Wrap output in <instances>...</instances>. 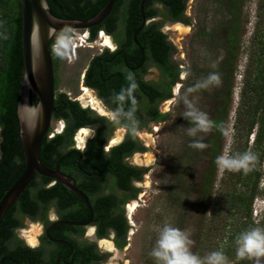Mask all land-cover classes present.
Returning <instances> with one entry per match:
<instances>
[{
  "label": "trees",
  "instance_id": "1",
  "mask_svg": "<svg viewBox=\"0 0 264 264\" xmlns=\"http://www.w3.org/2000/svg\"><path fill=\"white\" fill-rule=\"evenodd\" d=\"M108 1L47 0V3L49 12L57 18L86 21L96 16ZM220 1L218 2L220 3ZM246 1L249 0H229L227 5V9L231 15L232 28L229 31V36L225 41L223 49L228 53V56L223 61L220 69L217 70L227 92L217 96V104L212 114L213 118L211 121L213 124L211 127L214 137L210 139L211 143H213V147L210 148L209 152L211 160L204 174V196L208 194L213 185L216 167L215 161L219 156L220 147H222L220 134L224 133L228 124L232 95L231 82L237 67L236 62L239 52L236 32L238 33L240 29L241 7ZM140 2L141 0H117L107 18L99 26L89 30L92 40L96 39L97 33L101 30L113 35L118 43V50L122 51L120 55H118L119 52L109 53L105 51L102 55L95 57L94 61L90 63L86 76L87 85L92 86L94 82V87L99 88L100 94L109 99V101L114 89L115 95L129 86L126 80L127 64H125L126 62L122 58L123 51L129 53L128 55L132 53L136 62L138 60L140 63L142 60L141 52L143 50L146 53V57L152 61L151 63L160 68L161 73L167 82H169V86L173 87L179 80L181 69H179L177 63L170 60L175 49L168 43L166 34L161 31L163 22L154 21L153 19L155 17H162L168 21L179 22L186 26L189 25L188 19L185 16L187 0H148L144 5L146 24L136 36L139 45L137 46L134 44L132 36L141 26ZM240 2L241 5L239 6ZM157 6H160V9ZM257 6L258 22L255 32L256 41L254 42L255 58L249 60V67L245 71L242 98L237 109L234 125L237 137L245 140V146L238 154L251 152L256 156V160L250 165V170L246 173L243 170L238 171L237 174H233L231 171L227 172L230 176L236 178L237 184L242 183L244 186V190L239 192L234 188L230 189V211L234 212L233 216L239 212H243L246 219H251L252 204L258 195L257 187L263 174L261 164L264 160V0H258ZM258 26L260 27L259 29ZM196 35L201 37L208 34L202 30H198ZM69 36L70 31H62L51 42L55 91L58 86L57 69L59 55L54 51L53 47L58 44H66ZM133 64L136 63L133 61L130 67H133ZM93 67L94 74H92ZM22 69L21 6L18 0H0V201L5 193L21 177L25 169L17 116ZM225 73L226 75L224 76ZM194 85L197 86L196 83ZM143 88L145 89L147 100L154 101L156 98L158 100H166L169 98L170 91L160 94L149 84ZM35 102L37 103V99ZM53 108L52 120H64L65 128L62 133L56 134L51 138L49 137L52 131L50 128V131L44 137L40 149V162L42 166L52 170L55 168L56 163L59 162V169L61 170H66L67 166L78 170L77 163L81 162L79 158L83 155V166L86 171L92 173L94 163L103 166L104 161H111L110 157H112L115 163L112 174L117 177L114 183L120 189H130V197H135L139 190L133 187L131 183L133 180L142 181V174L147 170L141 173L138 168L122 165L120 160L122 155H130L136 151L134 144L130 142L128 148L125 149L126 144L113 148L110 157L105 159V156L109 155H105L102 152L105 134L103 130H100L89 141L87 149L83 153L72 152L69 147L72 144V138L76 130L94 124L96 119L92 118L88 110L82 109L77 102L70 100L65 93L55 95ZM150 108L152 112H157L155 107L151 106ZM156 117L162 120L167 118L168 114H156ZM184 121L188 122L185 119ZM101 122L100 124H102ZM255 127H257V131L254 146L251 150L247 151V140ZM115 160H118V162ZM122 174L125 177L124 180ZM50 181V179L36 175L32 183L0 220V261L2 264H13V260H18V264H26V257L31 254L35 260H39V251L36 252L24 247L17 239L14 230L22 227V221L20 218L17 219L15 213L31 214L34 216L40 213V209H45L53 201L56 202L59 208H62L67 200H73V204H78L81 209H79L78 213H69L67 218L73 220H85L88 218L89 212L80 198L58 183L47 189L45 186ZM100 187L101 185L98 189ZM79 188L89 195L95 209L97 207L100 208V204L104 205V211L95 210L99 237H106L107 230L113 228L116 231V235L124 240L127 229L124 219L121 215H109L108 211L114 205L115 197H99L94 202V196H92L95 191L94 185L88 186L86 183H81ZM118 245L119 247H123L124 243ZM97 258L101 259L103 257ZM245 260H240L239 264H244ZM148 264H156L155 258L149 260Z\"/></svg>",
  "mask_w": 264,
  "mask_h": 264
},
{
  "label": "rangeland",
  "instance_id": "2",
  "mask_svg": "<svg viewBox=\"0 0 264 264\" xmlns=\"http://www.w3.org/2000/svg\"><path fill=\"white\" fill-rule=\"evenodd\" d=\"M218 1L188 0L185 13L189 23L187 26L172 24L162 17L157 19L163 22L162 31L175 46L173 59L181 69L180 82L174 90L176 97L162 104L160 108L168 117L161 125L153 124L146 132H137L143 139L146 152L135 155L131 162L147 169V172L138 184L141 194L135 202L129 203H135L137 207L132 214H128L133 228L126 240L127 245L120 251L114 248L112 242L106 240L111 243L112 250L105 264H148L154 258L151 252L156 247L160 231L165 225L183 232L190 241L189 251L199 257L203 258L220 250L225 256L228 254V264H237L240 260L236 256L238 235L254 227L264 228V160L261 164L263 174L257 187L258 195L252 204L251 219H246L243 212L233 216L234 212L230 211L229 191L233 188L238 192L243 191L244 186L242 183L237 184L236 178L227 173L228 170L221 172L216 165L213 185L207 196H204V174L211 160L209 152L213 147L210 141L214 137L213 129L210 127L206 132L189 136L188 129L193 125L188 120L184 121V113L189 110V105L206 113L211 120L217 96L227 92L220 77L218 84H211L206 88L194 85L206 81L210 74H218L217 70L228 56L223 48L232 28L231 15L227 9L229 0H221L220 3ZM257 1H246L241 7L240 29L236 32L239 44L237 67L231 82L228 124L224 133L220 134L222 147L219 156H237L245 146V140L237 137L234 125L242 98L245 71L249 67V60L255 58ZM157 7L160 9V6ZM198 30L208 35L199 37L196 35ZM71 32L75 39L86 33ZM100 37L101 35L92 43V47L80 51L75 49V45L72 46V52L62 45L53 47L59 55L58 93H65L70 98L75 97L82 101L86 97L94 101L90 92H86V95L81 91V81L90 57L105 48L100 45ZM82 45L91 46L86 42ZM155 72L151 73V78L157 77ZM61 124L60 121H53L50 138L55 132L61 131ZM256 131L257 127L248 137L247 151L254 146ZM123 134L119 131L114 138L120 140ZM193 142H201L205 147L194 148ZM237 172L231 171L233 174ZM23 231L33 238L40 234L41 227L38 223L26 221ZM103 246L105 245H102L104 250ZM259 264H264V258L259 260Z\"/></svg>",
  "mask_w": 264,
  "mask_h": 264
},
{
  "label": "flooded vegetation",
  "instance_id": "3",
  "mask_svg": "<svg viewBox=\"0 0 264 264\" xmlns=\"http://www.w3.org/2000/svg\"><path fill=\"white\" fill-rule=\"evenodd\" d=\"M158 18L155 17V19L153 20L158 21L157 20ZM172 24H181V23L172 22ZM161 31H162V27H161ZM85 32L86 33L83 34L81 38L77 37L75 39L74 34H72V32L70 31V36L67 40V43L58 44V45H62L66 47L68 51H71V52H72V46L75 45L76 46L75 49H78L80 51V50L85 49L86 47H92V43L97 38H99V35L108 36L111 39L113 45L114 44L115 45L113 49L110 47L108 48L105 47L103 50L100 51V53L93 54L90 57L86 65V68L84 70L82 81H81L82 82L81 91L84 94L86 92H90L93 96V99L98 102L99 106H101L99 107L101 109H98L97 107H93L90 104V100L88 99V97H86V99L82 101L81 99H78L75 97L70 98L67 95L70 100L77 102L82 109L88 110L90 114L92 115V118L96 119L94 124L85 126V127H82L76 130L72 138V144L69 147L70 151L83 153L87 149L89 141L96 136L98 131L103 130L105 134V140H104L102 152L105 155H109V156H105V159H108L110 157V153L113 148L126 144L124 147L125 149V148H128L129 143L132 142L134 144L136 151L131 153L130 155H122L120 157V160L122 162L121 164L125 165L126 167L138 168L140 169V172L143 173V171L147 169L143 167H139L131 162L132 158L135 155L137 154L140 155L146 152L145 146L143 144V139H141L138 136L137 132H143V131L146 132L148 129L153 127L152 126L153 124H155L156 126L161 125L164 119L161 120L160 118L156 117V114L166 115V113H163L160 108L162 104L176 97L174 90H175V87L179 84L178 82L180 81L178 80L177 83L173 85V87L169 86V82H167L166 78L161 73L160 68H158L155 64L151 63L152 61L146 57V53L143 50L141 52L142 60L140 63L138 62V60L136 62V59H134L132 53L128 55L129 53L123 51L122 58H124L126 62L125 64H127L126 66L127 76L129 74H132L134 77L135 83L137 85V88L132 94V98L134 99V105L131 104V102L126 101L123 104V109L127 111L130 107H134L135 109L134 117H135L136 123L135 125H130L129 122L124 118H122L120 121L113 120L112 112L116 110L118 107L117 102L114 98V96H116L117 94L116 93L114 95L115 89H114V92L110 95V101H109V99H106L100 94L99 88L94 87V82L92 86L87 85L86 76H87V73L90 67V63L94 61L95 57L102 55L105 51H108L109 53L119 52L118 55H120L122 51L118 50L119 46H118L117 41L115 40V37L111 34H107L104 30H101L97 33V37L95 40L91 39V34L89 30ZM167 41L175 49V46L168 40V36H167ZM85 42L91 44V46H88V45L83 46L82 44ZM77 46H79V48H77ZM175 51L176 50H174V52L172 53L170 57V60L173 61L174 63H176L173 59ZM133 61L136 64H133L134 66L130 67ZM153 71H156L155 72L157 76L156 78L150 77ZM92 74H94V67H93ZM127 82L128 84L130 83L128 80ZM147 84H149L151 87L156 89L160 94L167 93L168 91H170L169 98H167L166 100H158V98H156L154 101L147 100L145 89L143 88ZM124 89H127V87H125ZM151 106L156 108L157 110L156 113L152 112L150 108ZM107 114L109 117H107ZM99 120H101L102 122ZM59 121L62 123L61 131L55 132V134L51 135L52 137L56 134L62 133L65 128V121L64 120H59ZM100 122L102 124H100ZM80 130L81 131L87 130L88 132L87 140L85 144L83 145V147L81 148L78 146L75 140L77 134L81 132ZM119 131H122L124 134L120 140H117L114 137L117 135ZM110 158L112 159L111 160L112 162L104 161L103 166L101 164L94 163V166L92 168V173L86 171L85 167L83 166V163H82L83 162L82 160H84L83 155H81L79 158V161L81 162L79 164L77 163L78 170L73 169L70 166H67L68 168H66V170H61L59 169V162H57L55 165V168L52 169V170L58 169L66 177L74 181L76 184V187L86 195L90 203V206L92 208V211H93L92 221L90 224H86V223L91 218V212L89 208L86 206V204L84 203V201L77 195L76 196L82 200V202L84 203V205L86 206L89 212L88 218L85 220H73V219L67 218L69 213L71 212L78 213L79 209H81L78 204H73V200H67V202H65L62 208H59L56 205V202L53 201V203L50 205H47L45 209L44 208L40 209L39 211L40 213L34 216H32L31 214H20V213L16 214L15 213V215L17 216V219L20 218L22 221V227L16 228L14 230V233L17 239L23 244L24 247L35 250L36 252L39 251V260H35V258L31 254L28 257H26V264H105V262L108 260L110 256V251L112 249L111 248L109 249L108 247L103 246L105 247V249L103 250L102 244H100L101 241L109 240L110 242H112L114 248L120 251H122L126 247L127 245L126 240L128 238V235L130 234L129 233L130 230H132L133 228V225L128 218V206L130 205L129 203L131 201L135 202V200H137L138 196L141 194V188H139L138 184L141 183L142 181H136V180L132 181L131 185L137 188L139 192L137 193L135 197L131 198L130 189L128 190L120 189L114 183L115 179L117 178L114 174H112V172L114 171L113 169H114L115 163L113 162V158L112 157ZM115 161L118 162V160H115ZM109 170H112V171H109ZM146 172L142 174V179L146 176ZM124 179L125 177L123 175V180ZM56 183L58 182L51 180L45 187L47 189L51 188ZM81 183H86L88 184V186L94 185L95 191H94V195H92L94 196V202L99 197H110V196L115 197V201L113 200L114 205L110 207L108 211H109V215L111 214L121 215L122 218L124 219L126 227H127L124 240L123 238L118 237L116 235V231L113 228H109L107 230L106 237H99L95 210L104 211V205L100 204V208L97 207L95 209L94 205L91 203V199L89 195L79 188V185ZM100 185L101 187L98 189ZM26 221L38 223L41 227L40 234L33 237L36 243L33 246L28 244L27 240L24 239L21 235V233L24 230ZM66 223H75V224H84V225H68ZM89 230H92L91 234H89ZM120 243H124L123 247H119L118 244ZM97 257H103V258L98 259ZM240 260L238 261L237 264L240 263ZM254 262H257L255 258L251 260L246 259L244 264H253ZM18 263H19L18 260H13V264H18ZM0 264H2L1 261H0Z\"/></svg>",
  "mask_w": 264,
  "mask_h": 264
},
{
  "label": "water",
  "instance_id": "4",
  "mask_svg": "<svg viewBox=\"0 0 264 264\" xmlns=\"http://www.w3.org/2000/svg\"><path fill=\"white\" fill-rule=\"evenodd\" d=\"M22 16V54L23 69L20 81L17 116L19 135L23 149L25 169L16 183L5 193L0 201V220L14 204L36 175L57 181L68 191L80 197L91 212L93 211L86 195L74 181L58 169L49 170L40 162V149L44 137L52 129L55 94L54 72L51 57V42L62 31H88L99 26L110 14L117 0L108 3L93 18L86 21L63 20L49 12L47 0H18ZM141 0L139 11L141 26L134 32L132 39L138 45L136 36L146 24L144 5ZM37 99V103L35 100ZM68 225H84L66 223Z\"/></svg>",
  "mask_w": 264,
  "mask_h": 264
},
{
  "label": "clouds",
  "instance_id": "5",
  "mask_svg": "<svg viewBox=\"0 0 264 264\" xmlns=\"http://www.w3.org/2000/svg\"><path fill=\"white\" fill-rule=\"evenodd\" d=\"M126 79L130 82L129 86L116 94L115 100L118 107L112 112V118L115 121H120L124 118L130 125H135L134 107H130L125 111L123 104L129 101L134 105L132 94L137 85L132 74H129ZM218 83L219 76L213 73L197 87L206 88L211 84ZM184 118L193 125L188 129L189 136H196L197 132H206L213 124L206 113L195 109L191 105H189V110L184 113ZM192 147L203 149L205 145L201 142H193ZM255 160L256 156L253 153L244 152L237 156H229L227 154L218 156L215 163L221 172L225 170H243L246 173L250 170V165ZM189 244L190 241L183 232L177 228L165 225L160 231L156 247L153 248L151 255L155 258L156 264H228V259L223 251H213L206 257L201 258L189 251ZM236 244V256L238 259L251 260L255 258L257 264H259V260L264 258V228L254 227L241 233L236 240Z\"/></svg>",
  "mask_w": 264,
  "mask_h": 264
},
{
  "label": "bare ground",
  "instance_id": "6",
  "mask_svg": "<svg viewBox=\"0 0 264 264\" xmlns=\"http://www.w3.org/2000/svg\"><path fill=\"white\" fill-rule=\"evenodd\" d=\"M176 27L179 28L178 26H176ZM99 42H100V45L102 47H107V48L110 47L112 49L114 48V45H115V44L113 45L111 39L108 36H101ZM86 95H87V93H86ZM90 104H92L94 107H97L98 109H101V108H99V106H97L98 102H96V100L90 101ZM87 136H88L87 130H83V131H81V132H79L77 134L75 140H76V143L78 144V146L80 148L83 147V145L85 144V142L87 140ZM136 207H137V205L135 203L129 205L128 206V214H132L135 211ZM91 233H92V230H89V234H91ZM22 236L27 240V242L31 246H33L34 244H36L35 241H34V238H30L29 236H27L26 233H24V231L22 232ZM100 244L105 245L109 249L111 248L110 247V244L111 243L108 242V241H101Z\"/></svg>",
  "mask_w": 264,
  "mask_h": 264
}]
</instances>
